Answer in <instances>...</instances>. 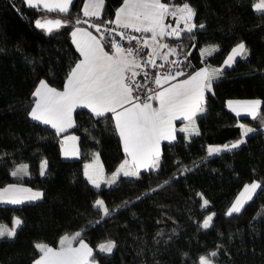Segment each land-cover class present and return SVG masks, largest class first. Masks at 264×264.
<instances>
[{
  "label": "trees",
  "instance_id": "16d2710c",
  "mask_svg": "<svg viewBox=\"0 0 264 264\" xmlns=\"http://www.w3.org/2000/svg\"><path fill=\"white\" fill-rule=\"evenodd\" d=\"M122 1L104 0L101 20H111ZM255 1L187 0L196 12L193 22L205 28L195 30V39L185 32L165 38V44L176 48L173 55L183 61L185 74L201 64L198 48L203 44L219 49L206 59L213 65L239 42L245 43L248 55L238 57L213 81L212 91H206V110L195 120L199 136L177 132L174 141L161 143L158 170L143 169L139 178L121 176L115 187L103 184L96 189L82 174L84 163L97 153L110 173L124 157L113 116L75 109L73 126L64 133L78 136L77 158H63L59 135L29 116L38 82L44 79L61 89L79 58L71 30L86 25L75 23L82 17L84 0H73L67 14L34 9L23 0H0V187L18 181L44 193L39 201L0 205V224L10 225L14 216L24 221L15 238L0 239V264H32L39 255L35 242L54 247L61 235L77 231L93 248L98 264H198L200 256L213 251L215 264H264V191L258 189L240 214L226 215L245 184L264 185V128L258 120L237 118L225 107L229 98H259L264 110V13L255 11ZM45 17L72 23L49 34L34 26ZM109 40H102L107 50ZM239 122L257 131L245 137L240 148L205 160L209 146L241 137ZM43 160L45 176L40 175ZM19 163L27 164V176L14 179L11 171ZM183 168L192 171L181 175ZM74 171L77 179L71 181ZM166 180L170 182L164 185ZM98 198L118 210L97 224L103 215L93 208ZM203 199L209 201L206 209ZM209 213H215L212 227L203 229ZM162 231L169 234L160 235ZM105 240L116 243L110 255L95 248Z\"/></svg>",
  "mask_w": 264,
  "mask_h": 264
},
{
  "label": "snow or ice",
  "instance_id": "6c2138e0",
  "mask_svg": "<svg viewBox=\"0 0 264 264\" xmlns=\"http://www.w3.org/2000/svg\"><path fill=\"white\" fill-rule=\"evenodd\" d=\"M73 0H25V3L34 9L43 6L47 12L69 13L70 5ZM104 7V0H95L91 5L85 4L83 15L85 17H94L100 20L99 24H91L97 32L106 24H114L119 29H131L135 33H150V37L126 35L125 32H117L116 28H105L104 31L111 36L115 33L121 40L127 39L128 47L122 46L116 39L108 42V47L114 49V54L105 51V45L101 40H107V37L101 36L97 39L91 32L76 28L72 31L71 36L73 43L79 51L82 59L75 63L67 75L64 89L62 91L50 86V84L41 79L38 86L32 93L35 97L34 107L29 112L31 119L41 121L45 125H51L57 133H61L73 126L71 112L76 106L90 108L96 117H104L112 113L115 118V128L123 141V148L132 159L131 163L125 160L118 169L111 174L110 178L102 179V168L94 167L92 164L85 165L84 176L89 184L94 188L100 189L102 183L108 187H115L121 176L136 177L141 175V164L145 170H158L160 151L159 144L161 140H175L173 121L180 119L187 121L191 125V131L188 126L179 129L180 132L188 133L190 136H199L201 133L195 126V120L198 114L203 113L206 109L203 107L205 101V92H211L213 81L223 74L226 68H231L237 62V57L246 58L248 49L245 43L240 42L231 49L230 54L224 60L220 68L209 71L202 68L195 74L187 73L177 69L173 74L169 69L163 75L159 72L150 77L148 72H144L145 79L151 78L155 85L160 88L163 83L175 80L177 76L186 78L170 86L162 88L160 91L153 90L150 86L142 84L136 80L140 73L136 69L143 70L144 67L163 68L164 65H157L155 57L159 56L158 49L168 48L162 59L169 64H178L177 61H168V54H176V48L169 47L168 44L160 43L165 36H174L179 38L181 32L191 34L195 39V30L204 29V24L193 23L196 16L195 10L185 0L182 6H176L175 10H170L168 3L162 0H123L122 6L116 11L113 20H101V12ZM255 11L264 13V0H258L253 5ZM177 17L182 21L184 27L177 30L171 25H166L164 20L167 16ZM82 21L76 19L75 23L80 24ZM72 23V20L62 21L40 20L35 21V26L39 29L46 30L51 34L54 30ZM88 23V21H83ZM168 29H171L169 31ZM79 36V38H78ZM159 38V39H158ZM151 40V44L149 43ZM135 41V44L132 42ZM151 48L150 52L145 49ZM214 48L213 51H218ZM208 52V49L204 50ZM146 89V91H145ZM144 93L142 99L141 93ZM151 92V95L147 93ZM152 101H158V107H154ZM237 106H242L253 120H258L260 127L264 128V110L261 109L260 100L229 102V107L233 111ZM240 113L237 112V115ZM242 128V138L233 142L231 145L220 147L209 146L207 156L212 157L219 155L224 151H232L240 148L246 143L244 137L255 133L257 128L240 125ZM65 139L75 140L76 137H66ZM76 155L75 150L72 153ZM65 155H69L65 151ZM99 157L96 154V160ZM151 160V164L147 161ZM199 167V165H197ZM27 165H20L15 171L11 172L12 176H18L23 173L27 175ZM192 171L191 168H183L181 175L185 172ZM40 175H47V161H43L40 167ZM170 181H165L167 185ZM160 185L159 187H164ZM264 191V185L260 182L253 181L245 184L239 196L228 208L226 215L231 217L234 214H240L245 205L253 200L257 195V190ZM153 189L152 191H156ZM19 194H24L23 197ZM147 195V194H146ZM202 195V194H198ZM44 193L33 191L30 188L18 187L17 185H8L0 188V204L19 205L28 202L39 201L43 198ZM141 197H137V200ZM128 202H124L127 206ZM209 201L203 199L202 207L207 208ZM93 208L102 211L103 215L96 223H100L106 217H111L117 208L110 209L106 206L105 201L97 199L93 203ZM215 213L208 215L203 223V229L212 227V221ZM24 221L17 217L13 220V226L9 228L5 224H0V239L7 237L13 239L17 235V229L23 225ZM73 242L78 243V247H73ZM59 247H51L45 242H35L34 248L38 256L33 259L32 264H98L94 250L83 239L82 231H77L72 235L65 234L59 239ZM116 247L115 241H106L97 246L99 253L112 254ZM217 252L213 251L208 255L200 256L198 264H215L210 257H216Z\"/></svg>",
  "mask_w": 264,
  "mask_h": 264
},
{
  "label": "crops",
  "instance_id": "0c3cea01",
  "mask_svg": "<svg viewBox=\"0 0 264 264\" xmlns=\"http://www.w3.org/2000/svg\"><path fill=\"white\" fill-rule=\"evenodd\" d=\"M24 1V3H25V0H23ZM163 2V1H162ZM255 2H258V0H256ZM254 2V3H255ZM89 4V6H90V10H91V5L93 4V3H95V0H84V3H83V6H82V17H85L84 15H83V8H84V5L85 4ZM122 3H123V1L119 4V6L115 9V12H114V14H113V17H112V19L111 20H113L114 18H115V15H116V11L122 6ZM164 3H166V2H164ZM26 4V3H25ZM170 5V10H175V7L176 6H182V4H169ZM254 5V4H253ZM254 8V7H253ZM38 9H40V10H44L43 9V6L41 5V7L40 8H38ZM46 11V10H45ZM81 17V18H82ZM85 18H88V19H91V17H85ZM193 22V21H192ZM194 23V22H193ZM183 27H184V24H183ZM182 27V28H183ZM76 28H81V29H85V30H87V31H89V32H91L94 36H96L97 37V39H101V35L102 34H100L99 32H95L91 27H89L88 25H77V26H75V27H73L72 28V30H71V33H72V31H74ZM150 33H147V34H144V36H146V37H150ZM167 36H165L162 40H160L159 42L160 43H165V38H166ZM78 38H79V36H78ZM159 39V38H158ZM71 40H72V43H73V39H72V36H71ZM101 43L103 44V42H102V40H101ZM149 43L151 44L152 42H151V40L149 39ZM240 43V42H239ZM239 43H237V44H239ZM237 44H235V45H233L230 49H229V51L227 52V54L224 56V58H223V60L221 61V63L220 64H218V65H213V64H209L208 62H207V57L208 56H210L214 51H213V49L214 48H216V45L215 44H203V45H201L199 48H198V51H199V54H200V59H201V64L197 67V68H195L194 70H192L191 72H189V73H192V74H195V72L196 71H198V70H200V69H202V68H207V69H209V71H211V70H213V69H217V68H220L222 65H223V62H224V60L227 58V56L230 54V52H231V49L233 48V47H235ZM73 45H74V47H75V49L77 50V48H76V46H75V44L73 43ZM149 50H151V48H148ZM205 49H208L209 51L208 52H205L204 50ZM105 51H109L110 52V54H114V49H110L109 48V50H107V49H105ZM158 51H159V49H158ZM164 51H166V52H163V53H160V55L163 57L166 53H168V48H164ZM77 52L79 53V51L77 50ZM167 58H169V59H175V57H174V55L173 54H168V56H167ZM238 58V57H237ZM82 59V56L80 55V53H79V58L77 59V61L75 62V63H77L79 60H81ZM75 65V64H74ZM74 65L72 66V67H74ZM71 67V68H72ZM70 71V70H69ZM136 71L137 72H140V69H136ZM69 73V72H68ZM68 73H67V75H68ZM175 73V72H174ZM173 73V74H174ZM161 75H163L164 73H160ZM67 75H66V77H65V79H64V82H63V87L61 88V89H57V90H60V91H62L63 89H64V85H65V82H66V78H67ZM186 78V75L185 76H177L176 77V79L175 80H171V81H169L168 83H163L162 82V85H161V87L160 88H158L157 87V90L156 91H160L162 88H165V87H168V86H170V84H174V83H177V82H179V81H182V80H184ZM38 84H39V82H38ZM38 84H37V86H38ZM36 86V87H37ZM51 86V85H50ZM36 87H35V89H36ZM53 87V86H52ZM206 93V92H205ZM36 99V98H35ZM252 100H260L259 98H229V99H226L225 100V107L231 112V113H233L237 118H239V117H251L250 115H248L247 113H246V110L242 107V106H237L236 104H233V107H235L236 108V111H233L232 110V108H230L229 107V102L230 101H232V102H244V101H252ZM152 103H153V106L154 107H158L159 105H158V101H152ZM204 103H205V101H204ZM204 103H203V107H204ZM32 107V106H31ZM79 107H82V106H76L75 108H73V110H72V112H71V119H72V122L74 123V120H73V113H74V111H75V109L76 108H79ZM84 108H86V107H84ZM86 109H88L90 112H91V109L90 108H86ZM30 111H31V109H30ZM29 111V112H30ZM237 112H239L240 114L239 115H237ZM92 113V112H91ZM93 114V113H92ZM112 116H113V120H114V125H115V118H114V115L112 114V113H110ZM36 121V120H35ZM37 122H40V123H42L41 121H37ZM43 124V123H42ZM239 124L240 125H244V126H247V127H252L250 124H248V123H243V122H239ZM47 126H49V127H51V125H47ZM185 126H188L189 127V130L191 131V125H188V122L187 121H182V120H180V119H177V120H174L173 121V128H174V135H176V133L177 132H180L179 131V129L180 128H182V127H185ZM195 126L197 127V125H196V122H195ZM52 128V127H51ZM55 132H56V129H54V128H52ZM67 129H69V128H67ZM116 129V128H115ZM240 130H241V137L239 138V139H241L242 138V128L240 127ZM116 131H117V133H118V130L116 129ZM190 131L188 132V133H186V132H181V133H183L187 138L188 137H190ZM57 133V132H56ZM58 135H59V144H60V152H61V156L63 157V158H77L78 156H79V145H78V136L75 134V133H73V132H66V133H64V132H61V133H57ZM118 135H119V133H118ZM76 137V139L75 140H71V139H65L66 137ZM120 137V136H119ZM245 138V137H244ZM239 139H237V140H239ZM120 140H121V148H122V151H123V153H124V157H123V159L117 164V166H116V168L113 170V171H111L110 173H106L105 172V170H104V167H103V164H102V162H101V160H100V158L98 159V161L96 160V154H93V156H91V158L89 159V160H87L85 163H84V165H83V168H82V174L84 175V171H85V165H88V164H92L94 167H100V168H102V173H103V175H102V179H106V178H110L111 177V174L112 173H114L117 169H118V167L125 161V160H128L129 161V163H131V157L127 154V153H125V151H124V148H123V141H122V139L120 138ZM237 140H234V141H232L231 143H229V144H227V145H231L233 142H235V141H237ZM172 141H174V140H171V141H169V140H161L160 141V144H159V151L161 152V143L162 142H172ZM220 146H223V145H219V146H213V147H220ZM208 149V148H207ZM75 150V152L77 153L76 155H73L72 153H73V151ZM65 151H67L68 153H69V155H65ZM99 157V156H98ZM44 161V160H43ZM43 161H41V164H42V162ZM147 163L148 164H151V160H149V161H147ZM41 164H40V167H41ZM20 165H27L26 163H19V164H17V166L12 170V171H15L17 168H19V166ZM143 169H145L144 168V166H143V164H141V169L140 170H143ZM11 171V172H12ZM12 176V175H11ZM27 175H25V174H23V173H21V174H19L18 176H12V178H14V179H22V178H24V177H26ZM85 177V176H84ZM69 179L71 180V181H75L76 179H77V172L76 171H74V172H72L71 173V175H70V177H69ZM12 184H14V185H17L18 187H24V188H30V189H32L33 191H40V192H42V190H40V189H36V188H33V187H31V186H29V185H27V184H24V183H22V182H18V181H12V182H8V183H6L5 185H3V186H1L0 188H4V187H7L8 185H12ZM102 185H103V183H102ZM19 195H21V197H23V195L24 194H19ZM25 202H28V201H25ZM0 205H11V204H0ZM18 216H14L13 218H12V220H11V224L10 225H7L9 228H11L12 226H13V220L15 219V218H17ZM63 235H65V234H63ZM63 235H61L60 237H59V239L63 236ZM69 235H72V234H69ZM59 239H58V242H59ZM106 241H109V240H105V241H101L100 243H98L97 244V246L99 245V244H101V243H104V242H106ZM79 245H78V243L77 242H73V247H78ZM97 246L95 247L96 248V250H98L97 249ZM51 247H53V246H51ZM56 247H59V244L57 243V245L56 246H54V248H56Z\"/></svg>",
  "mask_w": 264,
  "mask_h": 264
},
{
  "label": "built area",
  "instance_id": "2783aa9c",
  "mask_svg": "<svg viewBox=\"0 0 264 264\" xmlns=\"http://www.w3.org/2000/svg\"><path fill=\"white\" fill-rule=\"evenodd\" d=\"M80 20L82 22L83 21H88V23H86V24L89 25V26L91 24H99L98 22H93V21H91V20H89L88 18H85V17H82ZM164 23L166 25H171L172 27L177 28V30L182 29V27H183V22L182 21H179L177 19V17H173L171 15H169V16H167L165 18ZM91 28H93L94 30H96L95 27H91ZM105 28H116V25H114V24H106L103 27H101V31L99 33L102 34V35L107 36L108 39H110V40L113 39V38L116 39L124 47L130 46L129 45V42H128V40L126 38L123 39V40H121L119 38V36H116L115 35V33H113L111 36H109V34L104 31ZM168 30L171 31V29H168ZM116 31L117 32H125L126 35H134V36H137V37L144 36V33H135L131 29L125 30V29L116 28ZM132 43L135 44V41H133ZM144 51L145 52H150L151 50L145 49ZM167 59H168V61H177L179 63L178 64H169V63H166L164 59H162V56H157V57H155L156 64L157 65L163 64L164 67L163 68L152 67L151 65H149L148 67H144L143 70L140 69V72H139L140 74L137 75L136 80L137 81H140L142 84H146V85L150 86L153 90L156 91L157 90V86L155 85V83L153 82V80L151 78L145 79L143 73L144 72H148L150 74V77H151V76H153L157 72H159V73H165L169 69H171L173 73L177 69L182 70L183 61L180 58H175V59H169V58H167ZM183 71H185V70H183ZM145 91H146V89H145ZM147 94L148 95H151L152 93L151 92H148ZM141 97H142V99L144 98V93L143 92L141 93Z\"/></svg>",
  "mask_w": 264,
  "mask_h": 264
},
{
  "label": "rangeland",
  "instance_id": "374dc122",
  "mask_svg": "<svg viewBox=\"0 0 264 264\" xmlns=\"http://www.w3.org/2000/svg\"><path fill=\"white\" fill-rule=\"evenodd\" d=\"M80 19H81V18H80ZM89 20H90V19H89ZM85 24H86V23H85ZM86 25H87V24H86ZM88 26H89V25H88ZM159 52H160V53H163V52H166V51H164V48H161V49H159ZM159 56H161V55H159ZM34 103H35V99H34V101H33L32 107H34ZM32 107H31V110H32ZM256 182H257V181H256ZM251 183H252V182H251ZM248 184H250V183H248ZM243 187H244V186H243ZM242 190H243V188H242ZM242 190H240V191L238 192V194H237V196L235 197V199L239 196V194H240V192H241ZM98 199H100V198H98ZM235 199L233 200V202L235 201ZM233 202H232V203H233ZM232 203H231V204H232ZM230 206H231V205H230ZM230 206H229V207H230ZM229 207H228V208H229ZM227 210H228V209H227ZM210 214H212V213L207 214V215L205 216V218H206L208 215H210ZM205 218H204V219H205ZM203 221H204V220H203ZM202 223H203V222H202ZM159 234H160V235H165V234H169V232H167V231H162V232H160ZM209 254H210V253H209ZM204 256H205V255H204ZM210 259H211V257H210Z\"/></svg>",
  "mask_w": 264,
  "mask_h": 264
},
{
  "label": "water",
  "instance_id": "95a60500",
  "mask_svg": "<svg viewBox=\"0 0 264 264\" xmlns=\"http://www.w3.org/2000/svg\"><path fill=\"white\" fill-rule=\"evenodd\" d=\"M55 20V19H59V18H50V17H45V18H40V20H42V21H44V20ZM37 20V19H36ZM35 20V21H36ZM35 21H34V26H35ZM36 27V26H35ZM37 28V27H36ZM37 29H39V28H37ZM41 30H43L44 32H46V30H44V29H41ZM47 33V32H46Z\"/></svg>",
  "mask_w": 264,
  "mask_h": 264
}]
</instances>
